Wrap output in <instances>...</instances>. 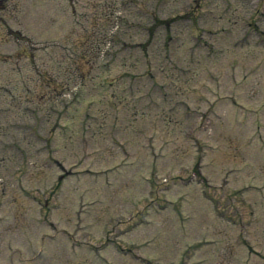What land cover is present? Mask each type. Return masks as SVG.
<instances>
[{
  "label": "rangeland",
  "instance_id": "obj_1",
  "mask_svg": "<svg viewBox=\"0 0 264 264\" xmlns=\"http://www.w3.org/2000/svg\"><path fill=\"white\" fill-rule=\"evenodd\" d=\"M1 1L7 3L5 12H0V76L9 92L5 121L12 127L18 124L21 133L28 132L27 125L34 121L24 112L31 96L26 99L21 90L30 87L31 94H41L35 102L42 110L43 74L53 70L52 75H64L61 67L66 69L68 63L86 67L89 59L97 62L107 56L95 50L86 57L79 53L70 57L74 49L70 40L88 41L93 34L107 42L136 35V29L127 31L121 18L125 8L133 16L138 14L134 4L142 9L141 16L143 12L159 18L182 15L171 29L166 27L178 44L177 49L171 47L176 64L187 61L188 53L195 55L190 47L198 53L189 34L199 27L201 41L225 53L197 65L190 78L197 80L198 105L207 115L190 111V121L184 123L187 129L177 134L178 146L161 144L167 138L159 125L153 130L137 119L118 117L114 127H107L111 137L102 147L91 140L82 152L66 142L71 146L65 152L49 154L43 142L34 140L21 143V151L0 153V264H10L8 244L25 255L20 264H101L92 256L85 260L87 252L97 251L106 264H264V0ZM193 14L201 19L189 26L187 18ZM143 33L140 28L138 40ZM84 47L79 45V52ZM107 48L105 43L103 49ZM131 62L119 61L113 72H123ZM152 62L158 65L156 58ZM140 65L134 63L138 70ZM13 67L20 74L14 75ZM91 106V112L98 114L99 107ZM50 123L41 118L34 128L43 136ZM130 132L139 149L131 145L121 163L116 151ZM53 159L62 160L63 170ZM140 160L144 162L137 169ZM115 161L117 168L102 172ZM197 168L206 178L203 186ZM94 170L100 173L92 174ZM61 173L67 175L53 193L51 185ZM203 187L212 200L205 197ZM234 193L240 198H233ZM156 201L164 205L162 209ZM230 218L239 222L231 224L226 221ZM43 220L52 225L42 224ZM72 252L78 258L71 260ZM18 258L24 260L14 254V264Z\"/></svg>",
  "mask_w": 264,
  "mask_h": 264
}]
</instances>
